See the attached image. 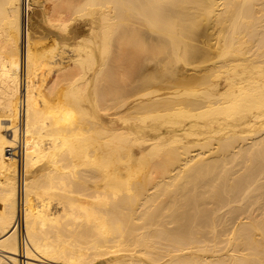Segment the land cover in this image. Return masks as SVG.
Here are the masks:
<instances>
[{"label":"bare ground","instance_id":"1","mask_svg":"<svg viewBox=\"0 0 264 264\" xmlns=\"http://www.w3.org/2000/svg\"><path fill=\"white\" fill-rule=\"evenodd\" d=\"M0 264H264V0H0Z\"/></svg>","mask_w":264,"mask_h":264},{"label":"built area","instance_id":"2","mask_svg":"<svg viewBox=\"0 0 264 264\" xmlns=\"http://www.w3.org/2000/svg\"><path fill=\"white\" fill-rule=\"evenodd\" d=\"M16 229H17V232H18V238H19V243H20V251H22L23 248L25 247L26 243H27V239H26L25 231L23 229V225H22L21 221H18ZM22 261H23V259H22Z\"/></svg>","mask_w":264,"mask_h":264},{"label":"rangeland","instance_id":"3","mask_svg":"<svg viewBox=\"0 0 264 264\" xmlns=\"http://www.w3.org/2000/svg\"><path fill=\"white\" fill-rule=\"evenodd\" d=\"M43 4H44V3H43ZM48 5H49L48 2H45L44 7L47 8ZM77 26H78V27H77V30H81V27L79 28L80 25H77ZM201 44L203 45V43H201ZM203 46H204V45H203ZM205 47L208 48V45H205ZM206 48H205V49H206ZM209 48H210V47H209ZM209 48H208V49H209ZM208 49H207V50H208ZM211 50H212V49H211ZM211 50H208V52L211 51ZM212 51H213V50H212ZM212 51H211V52H212Z\"/></svg>","mask_w":264,"mask_h":264}]
</instances>
